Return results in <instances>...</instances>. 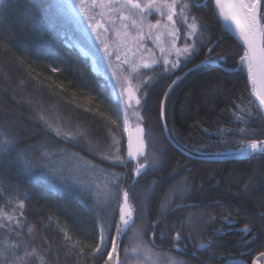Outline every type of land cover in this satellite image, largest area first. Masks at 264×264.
Listing matches in <instances>:
<instances>
[{"label":"trees","instance_id":"obj_1","mask_svg":"<svg viewBox=\"0 0 264 264\" xmlns=\"http://www.w3.org/2000/svg\"><path fill=\"white\" fill-rule=\"evenodd\" d=\"M3 2L7 0H0ZM186 2L191 4V0ZM31 3L43 18V27L20 23L18 16L4 21L0 12V138L5 134L15 136V151L23 150L32 162L31 167L22 168L19 162L0 161V207L12 211L18 201H24L23 216H19L22 238L41 251L50 247L52 253L59 252L60 264H103L101 258L93 260L90 255L79 260L75 254L64 258L62 229L72 240L81 241L87 253L98 240L99 226L107 228L109 221H117L116 213L105 214L103 205L98 206L92 195L80 187H70L67 180L56 179L52 174V153L67 151L121 175L122 195L127 190L129 202L137 210L131 228L142 232L153 250L171 253L175 259L180 256L190 264H225L220 253L230 254L229 261L241 259L246 264L258 258L264 252V156L192 162L168 143L161 128L160 101L166 89L177 76L196 67L171 90L165 102L166 128L177 147L211 152L218 157L243 154L238 151L241 141L264 140V119L255 102L250 104L253 97L246 71L240 67L225 73L219 64L202 63L209 55L208 47L213 48V58L217 54L227 57L228 66L238 64L243 54L218 23L212 1L208 0L205 8L191 9L190 15L205 26L198 35L209 33L210 37L188 58L187 64L168 73L156 67L141 75L149 78L136 92L141 105L127 112L143 116L139 126L144 129L148 150V140L154 144L158 169L146 170L138 177L133 172L137 162L128 160L120 166L99 160L80 146L57 137L39 118L43 113L55 126L54 120L40 111L41 107L65 115L69 128L74 125L96 140L112 141L114 135L123 156L120 106L92 73L88 59L69 46L68 37L77 36L70 19L59 7L49 12V0ZM237 106L249 108L250 114L240 112L243 120L236 119ZM173 197L175 202L164 211L161 205L167 206ZM177 204L181 205L178 209ZM229 214L231 220H224ZM245 224L253 226L250 234L242 232ZM28 227L34 228L31 234ZM196 229L201 236L193 240L195 246L183 249V253L162 247L176 231L181 232L183 242V230ZM10 235L15 238L14 233ZM108 235H115L113 227ZM4 238L5 230L0 229V242ZM200 240L211 241L215 247L200 250ZM118 241L119 258L125 262L126 242L124 237ZM107 247L110 249V242Z\"/></svg>","mask_w":264,"mask_h":264},{"label":"snow or ice","instance_id":"obj_2","mask_svg":"<svg viewBox=\"0 0 264 264\" xmlns=\"http://www.w3.org/2000/svg\"><path fill=\"white\" fill-rule=\"evenodd\" d=\"M76 5L85 14L86 18L90 22V27L93 31L103 28L105 32L108 31L101 22L105 16L108 17V22L112 21V16H116L120 21L127 23H122L121 28L127 29L130 25L139 31L141 30V25L145 19L144 13H150L155 10L161 17L166 16L167 21L172 24L171 30L167 32V35L173 37V47L175 48V41L180 39L178 33L179 28H176V20L174 17L179 15L181 21L186 25L187 32L184 36L185 43L182 48H177V58L171 62V68H169L170 61L165 58L163 63L164 71H171L180 66V56H184L186 59L190 58L193 53L198 51L197 43H203L201 40L200 32L201 28L205 26L198 24L197 17L190 15L192 8H205L207 6L208 0H191V4L186 2V0H147V3L142 4L140 0H75ZM214 5L216 9V15L219 20L222 21V29L225 32L235 31L243 43V54L239 57V63L228 66L227 57L224 55L217 54L214 58L211 56L213 51L212 47H208L209 55L206 57L205 61L202 63H212L219 64L222 70L227 73L231 71L238 70L241 65L247 68L248 80L253 86L252 95L255 101H258L257 107L264 111V0H214ZM59 7V5L49 0L47 5V10L51 12L53 9ZM96 9H100L98 15L101 20L96 19ZM179 9V11H177ZM0 12L3 13L4 21H7L10 17L16 19L18 16V22L20 23H31L36 27H43L42 17L36 14V9L31 3V0H16L12 3L11 0L7 2L0 3ZM127 13V14H126ZM16 14V15H14ZM3 21H0L2 23ZM149 29L160 28L161 21L158 19L156 24L148 25ZM164 27L167 29L168 25L165 24ZM117 36H120V32H116ZM125 36L128 33L125 31ZM99 38V34H98ZM159 39V37H157ZM191 40V43L187 41ZM107 51V46L105 48ZM163 52L164 49H161ZM127 63V61H125ZM155 63V62H154ZM143 68L151 67L148 63H142ZM53 71L57 69L53 68ZM134 72H138V68H133ZM127 80V78H125ZM180 77L177 76L176 80ZM176 80L172 81L174 85ZM260 85L257 87V85ZM172 85H169L171 89ZM139 85L135 88L131 85L129 81V86L124 88L123 91L126 94L127 99L125 100V107L121 110L125 114V130L127 131V110L133 108V101L135 106L141 105V99L136 96V92L139 91ZM168 93H164V99L160 101V116L161 119L165 117V102ZM255 101H250L254 103ZM234 113L236 119L243 120V117L239 114L244 112L250 114V109H239ZM138 126H137V142L136 147L133 148V142L131 136H129L128 142V159L136 160L137 164L133 170L136 177L142 175L149 167H152L157 162V157L152 156L149 159L146 153V144L144 143V129L139 126V122L143 120V116L136 113ZM39 118L45 123V126L51 128L57 137L63 139L74 141L76 137L85 136L86 133L77 129L74 133L72 131H62L60 127L53 126L49 120L40 114ZM115 124L116 121H113ZM166 128L167 125L165 124ZM243 131V130H242ZM111 132V130H110ZM18 139L15 136L4 135L0 138V161L2 162H19L22 168H29L32 166V162L23 154V150L15 151ZM241 146L238 151L247 154L252 157L255 155L264 156V141H241ZM108 155L101 154V158L104 160H110L113 163H119L121 165L125 164V159L120 155L119 152V141L116 137L112 136L111 144L107 148ZM60 153H52L53 156L59 155ZM77 161L83 163L84 167L89 169L93 173H99L96 180L91 184L87 185L88 189L91 191L92 195L96 197L98 201V206L102 207L104 203H108L110 199L114 198V191L119 192L120 187L116 184L114 187L112 185L113 180H118L119 177L114 173H108L104 170L98 169V167L89 161H83V158L79 157L77 154H72ZM140 158H143V162H140ZM63 171V169H59ZM111 177V178H109ZM81 189L86 187L85 183L80 181H75ZM174 197L169 199L167 206L161 205L164 211H167L171 204L174 203ZM24 201H18L16 208L12 211H8L4 207H0V229L5 230V238L0 242V264H60L61 256L59 252L52 253L50 247L45 248L43 251L35 247L30 241L22 238L21 221L19 216H23ZM181 205L177 204L176 208H180ZM17 210L18 213H17ZM142 210V209H141ZM137 210L129 202V192L127 190L123 191V203L119 204V222H108V227L106 228L103 224L99 226V236L98 240L94 246L91 247L90 252H85L84 246L79 240H72L71 236L64 229L65 244L63 247L66 249L64 253V258L75 254L77 259L84 257L85 255H90L95 258L99 257L103 260V264H125L119 258V241H122L123 237L127 235L128 231L131 229L134 220V212ZM264 217V214H262ZM224 220H231V214L223 217ZM159 223V222H156ZM115 227V235L109 236V229ZM28 233L31 234L34 231L33 227H28ZM253 231V226L245 224L242 228V232L251 233ZM15 238H12L10 234H13ZM161 235H163L161 233ZM137 239L139 242L137 243ZM173 241L179 242L182 239V234L180 231H176ZM110 242V249L107 244ZM134 246L130 249H124L126 258L138 257L141 253L148 254V259H151L152 249L149 248L139 233L132 240ZM215 245L211 241L200 240L197 242L198 249L211 250ZM220 256L224 257L225 264H229L231 259L230 254L220 253ZM264 258V252L259 253V257ZM166 264H181V261L173 258L167 257ZM253 264H257V261H253Z\"/></svg>","mask_w":264,"mask_h":264},{"label":"rangeland","instance_id":"obj_3","mask_svg":"<svg viewBox=\"0 0 264 264\" xmlns=\"http://www.w3.org/2000/svg\"><path fill=\"white\" fill-rule=\"evenodd\" d=\"M57 5H59L60 11L67 16L69 21L71 22V26L73 31L77 34L76 37L69 36V43L70 47L77 50V52L83 56L84 58L88 59L90 69L93 74H95L103 83V85L109 89L110 97L113 101L117 102L120 106V111L125 107V100L127 99L126 94L124 93L123 89L127 88L129 86V81L131 82V85L133 88H135L137 85L141 87L143 85L142 83H147L148 77H145V79L141 78V75L150 72L156 67H160L162 69V72H172L176 71L183 66L187 64V60L184 56H180L179 59L181 61L180 66L176 69H172L171 71H164L163 70V63L164 59L167 58L169 63V68H171V62L174 61L177 58L176 49L182 48L185 40L184 36L187 32L186 25H184L181 21V18L179 15L174 17V20H176V28H179L180 31L178 33L180 39L175 41V48L173 47V37L167 35V32L171 30L172 24L167 21L166 16L161 17L155 10H152L150 13H144V21L143 24L140 26L141 30L139 31L131 25L127 29L121 28L122 23H127L126 21L122 22L120 21L116 16H112L113 22H108V17L105 16L103 20H101L100 16L98 15L100 9H96V19L101 20V22L104 24V27L108 29L107 32L104 31L103 28L98 29L97 31H93L92 27H90V22L86 18L85 14L80 10V8L76 5L75 0H54ZM142 4L147 3V0H140ZM179 11V9H177ZM127 14V13H126ZM161 21V27L160 28H152L149 29V24H156L157 20ZM167 24L168 28L166 29L164 25ZM125 31L128 33L127 36L124 35ZM116 32H120V36L116 35ZM99 34V38H98ZM159 37V39H157ZM201 40L203 43H197V49L200 47V45L206 43L208 38L210 37L209 33H206L204 35H201ZM81 41V43H80ZM188 43H191L192 41H187ZM107 46V51L105 50ZM161 49H164L162 52ZM127 61V63H125ZM155 62V63H154ZM142 63H148L151 65L149 68H143ZM246 73L247 68L243 65H241ZM133 68H138V72H134ZM150 70V71H149ZM158 72V71H157ZM248 74V73H247ZM127 78V80L125 79ZM250 83V82H249ZM10 85L8 84V87ZM251 86V84H250ZM12 90V89H11ZM20 90V87L19 89ZM11 92V91H10ZM12 93H16L15 90H13ZM9 94V93H8ZM17 94V93H16ZM20 95V91L18 93ZM11 95V93H10ZM19 100H22L19 98ZM38 101H42V99L39 98ZM133 108L135 107V102L133 101ZM3 104V103H2ZM130 108V109H133ZM41 112H46L48 115V118H52L54 120V125L56 127H60L62 131H72L76 132L77 127L72 125L69 128L67 124L68 118L59 113V112H53V111H45L40 107ZM121 118H122V131L125 138V145H124V152L123 156L121 155L120 147L119 152L122 157H124L125 162H127L128 156V134L130 131H133L135 136L138 137L137 133V126H138V120L137 116L134 111L127 112V131L125 130V114L123 111H121ZM81 130V129H79ZM86 133L85 136H77L74 141L72 142L74 145H78L81 148L85 150L88 154L91 156L105 161L107 163H110L112 165H120L119 163H113L110 160H104L101 158V154L108 155V145L111 144V141L107 139L96 140L94 137L89 136V132L81 130ZM66 140V139H64ZM149 142V150H148V144H146V153L149 156V159L151 160L152 156H157L156 152L153 146L154 144ZM151 148V150H150ZM59 155H55L52 159V174L56 177V179L59 180H67L69 186L71 187H79L75 181H80L85 183L86 187L83 189L90 195H92L91 191L88 189L87 185H91L95 180L96 177L99 175V173H93L89 169L85 168L83 163L80 161H77L75 157L72 154H76L74 152H67V151H61L58 152ZM79 157L83 158L79 154H77ZM83 161H89V159L83 158ZM140 162H143V158H140ZM92 163V162H91ZM98 169L104 170L108 173H114L116 174L119 179L113 180L112 185L110 187H114L116 184L119 185L120 191L115 192L114 191V198L110 199L108 203L103 204V211L105 214L107 212L116 213L117 221L119 222V204L123 203V195H122V189L120 185V179L121 175H119L116 172L106 170L100 166H98ZM59 169H63V171H59ZM158 165H154L152 167H149L147 171L150 170H157ZM52 175V176H53ZM111 178V177H109ZM71 183V184H70ZM81 189V188H80ZM93 196V195H92ZM94 197V196H93ZM97 201L96 197H94ZM98 204V201H97ZM114 232H115V227ZM132 229V230H131ZM127 235L124 236V242L125 248L130 249L134 246L132 240L136 236L137 233L140 234L142 237V232L140 231H134L133 228H131ZM143 241L148 244V242L142 237ZM139 242V239L136 241ZM149 248L152 249L151 259H148V254L141 253L138 257H130L126 258L125 252L123 253L125 258V264H166V258L167 257H173L171 253L168 252H162L153 250V248L148 245ZM177 260L181 261V264H190L186 259L177 256ZM124 261V260H123ZM114 264V261H113Z\"/></svg>","mask_w":264,"mask_h":264},{"label":"water","instance_id":"obj_4","mask_svg":"<svg viewBox=\"0 0 264 264\" xmlns=\"http://www.w3.org/2000/svg\"><path fill=\"white\" fill-rule=\"evenodd\" d=\"M212 3H213V8H214V12H215V16H216V19L218 21V23L220 24V26L222 27V21L219 20L217 18V15H216V9H215V5H214V0H212ZM225 32V31H224ZM228 34V36L232 37L235 42L243 49V43L242 41L240 40L239 36L236 34L235 31H232V32H225ZM196 69V67H193V68H190L188 70H186L183 74H181L179 77L180 79L179 80H176V78L174 80H176V83L173 85L172 83L170 85H172L171 89L168 87L166 89L165 92L169 93L171 92V90L190 72L194 71ZM260 86V85H259ZM252 92H253V89H252ZM168 97V96H167ZM163 99H164V96H163ZM167 99V98H166ZM253 100L255 101V98L253 96ZM255 104L256 106L258 105V101H255ZM258 108V107H257ZM259 112L261 113L263 119H264V111L260 110L258 108ZM160 122H161V128H162V132L166 138V140L169 142V144L175 148L176 150H178L179 152L183 153L184 155H186L185 151H183L182 149H180L179 147H177V145H175V143H173V141L170 139L169 137V134L167 132V129L164 127L165 125V121L164 119H161V116H160ZM129 136H131L132 138V142H133V148L136 147V142H137V137L135 136L134 132L133 131H130L129 133ZM264 141V140H262ZM192 159H198V160H203V161H212V162H222V161H231V160H239V159H245L248 157L247 154L243 153V154H232V155H229V156H218V157H210V156H202L201 158H195L193 156H189V155H186ZM132 161H136V160H132ZM254 261H257V259H255ZM229 264H244L243 262H241L240 260H232V261H229ZM253 264V263H252ZM257 264H264V258H263V261L262 262H257Z\"/></svg>","mask_w":264,"mask_h":264},{"label":"flooded vegetation","instance_id":"obj_5","mask_svg":"<svg viewBox=\"0 0 264 264\" xmlns=\"http://www.w3.org/2000/svg\"><path fill=\"white\" fill-rule=\"evenodd\" d=\"M212 1V0H211ZM187 150H183V151H185V153H186V155H189V156H193V157H195V158H201L202 156H209V155H211L210 157H213L212 156V154L213 153H211V152H205V151H199V150H192V149H188V148H186ZM181 153V152H180ZM215 153V152H214ZM181 155L182 156H184L185 158H188V159H191L192 160V162L193 161H195V162H198V161H203V160H198V159H192V158H190V157H188V156H186V155H184L183 153H181ZM203 162H212V161H203ZM222 162H224V161H222ZM173 211V210H172ZM199 236H201L200 235V232L198 231V229H196L195 231H190V232H186V231H184L183 230V238H184V241L183 242H181V241H179L178 243L177 242H175V241H173V239L170 241V242H166L165 244H163V245H165V246H162V247H165L166 249H175L177 252H179V253H183V249H186V248H188V247H192V246H195V244L193 243V240L197 237H199ZM186 239V240H185ZM199 239V238H198ZM151 240H152V236L150 235L149 236V241H150V243H151ZM148 245H150V244H148ZM151 246V245H150ZM156 247H158V246H156ZM201 250V249H200ZM193 256H195V254H192ZM256 259H257V257H256ZM241 262H243L241 259H239ZM255 260V259H254ZM253 260V261H254ZM262 258L261 259H259V260H257L258 262H262ZM198 261H200L199 260V258H198ZM253 261H252V263H253ZM244 263V262H243ZM251 263V264H252ZM244 264H246V263H244Z\"/></svg>","mask_w":264,"mask_h":264},{"label":"bare ground","instance_id":"obj_6","mask_svg":"<svg viewBox=\"0 0 264 264\" xmlns=\"http://www.w3.org/2000/svg\"><path fill=\"white\" fill-rule=\"evenodd\" d=\"M251 84V83H250ZM251 86H252V84H251ZM257 87H259V84L257 85ZM252 89H253V86H252Z\"/></svg>","mask_w":264,"mask_h":264}]
</instances>
